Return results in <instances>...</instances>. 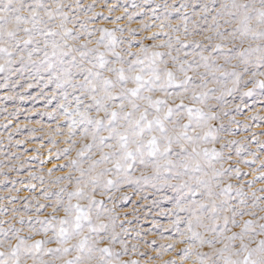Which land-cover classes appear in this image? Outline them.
I'll list each match as a JSON object with an SVG mask.
<instances>
[{
    "label": "snow or ice",
    "instance_id": "snow-or-ice-1",
    "mask_svg": "<svg viewBox=\"0 0 264 264\" xmlns=\"http://www.w3.org/2000/svg\"><path fill=\"white\" fill-rule=\"evenodd\" d=\"M0 92V264H264V0H0Z\"/></svg>",
    "mask_w": 264,
    "mask_h": 264
},
{
    "label": "rangeland",
    "instance_id": "rangeland-1",
    "mask_svg": "<svg viewBox=\"0 0 264 264\" xmlns=\"http://www.w3.org/2000/svg\"><path fill=\"white\" fill-rule=\"evenodd\" d=\"M88 2H90V0H88ZM121 2H123V0H121ZM0 95H3L2 92H0ZM249 103H252L251 101ZM9 109H12L14 106L11 104V102L8 105ZM23 107L25 108H31L32 107V102L28 101L25 102V104L23 105ZM37 107H42V104H38ZM38 118V114L37 113H33L32 117H30L29 119L35 120ZM240 119H243L242 117ZM24 120V115L21 116V121ZM8 123L7 120L4 119V114L0 113V124H5ZM13 123H15V121H13ZM44 125H47L49 123L48 119L45 118L42 122ZM25 128H35L36 129V136L33 138L29 135L28 132H25L24 136H18L17 139H21L23 140L26 136L30 139V140H34V142L32 143H28L26 145L27 149H28V154L25 156L26 160H34V157L36 155V152L33 150H38L39 154L44 157L45 160V168H53L56 166H59V164L64 163L63 160L56 162L55 164L53 163H49L48 162V151L49 148L51 147L48 144V129L45 128L43 131L41 130V126L39 124H35V123H25ZM0 131H3V129H0ZM259 131V130H257ZM0 139H3L5 141V143L3 145H0V151H6L7 150V136L5 135L4 137H0ZM59 142V140H58ZM45 145V147H41V145ZM64 145H61V147H63ZM13 150H15L14 146H13ZM19 152H23V146L21 147V149L19 150ZM19 154V153H18ZM52 160H55V156L53 155ZM33 170H38V168L36 167V163L34 162L33 165ZM13 178H16L15 175L13 174ZM20 179H25L26 176L22 175L19 177ZM249 179H251V177H249ZM0 182H2V177H0ZM0 195H7L6 192L0 191ZM21 195H27V193H21Z\"/></svg>",
    "mask_w": 264,
    "mask_h": 264
}]
</instances>
